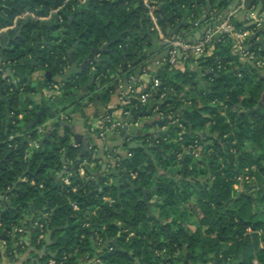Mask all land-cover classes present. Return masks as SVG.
I'll list each match as a JSON object with an SVG mask.
<instances>
[{"label":"trees","instance_id":"trees-1","mask_svg":"<svg viewBox=\"0 0 264 264\" xmlns=\"http://www.w3.org/2000/svg\"><path fill=\"white\" fill-rule=\"evenodd\" d=\"M235 1L209 0L210 11L219 8L221 18ZM150 4L158 6L154 14L164 32L181 23L184 15L196 19L207 14L206 0H0V28L26 11L45 16L58 9L48 21L53 24L49 32L46 22L23 20L20 36L12 48L4 51L5 61L20 80H0V195L12 189L17 177L24 174L26 180L18 183L11 194V207L3 214L6 204L0 203V243L1 235H5L0 259L25 251L29 244L22 236L29 234L30 246L43 250L35 255L42 264L50 259L60 264L83 260H90V264H207L215 263L214 254L219 264H230L234 259V264H264V66L242 63L232 53L230 42H217L211 55L199 59L206 87L198 88L196 72L181 71L168 62L154 72L152 78H159L161 85L142 109L155 103L158 113L174 114L179 110L181 115L168 120L167 129L157 134L134 132L130 139L122 134L129 159L108 151L115 158L113 166L125 170L136 187L132 188L124 177L120 189L117 187V176L110 172L112 163L106 168L100 165L92 141L70 144L68 123L63 125V134L60 124L54 125L50 132L53 144L40 142L43 134L36 130L37 125L55 118L60 111L69 114L72 108L81 110L85 100L107 104L114 91V70L121 71L125 63L132 68L135 57L144 59L143 49L151 41L146 33L152 26ZM234 23L239 28L244 26V21L238 19ZM247 28L258 31L252 26ZM111 39L115 42L107 50L96 52L99 62L89 59L94 47L101 48ZM37 40L41 42L35 48ZM77 41L72 58L80 64L88 60L86 68L78 73L68 71L61 80H31L35 70L52 67L54 75H64L69 66L68 53ZM253 48L264 57V44L256 42ZM36 54L35 66L26 63ZM91 75H95L93 86L78 98L79 82L86 83ZM51 83L60 85V94L36 105L35 110L43 106L45 112L36 125L28 128V118L36 116L35 110L27 112L25 104L30 101L23 98L43 92ZM163 87L167 94L161 99ZM6 98L11 113L8 126ZM187 121L194 131L208 129L211 134L203 138L189 135ZM13 129L25 134L10 141L18 143L16 148L7 142ZM36 139L39 146L25 161L24 152ZM132 140H140L150 148L129 147ZM195 141L202 149L194 160L191 151ZM84 159L92 165H85V175L81 176L78 168ZM64 166L72 172L71 185L61 179ZM233 174L248 175L255 183L250 187L245 184L246 192L236 197ZM73 186H77L76 191ZM139 186L156 187L147 194L151 214ZM73 201L78 209L72 206ZM195 211L201 213L200 218L187 221ZM35 221L43 227H35ZM188 224L195 225V229ZM20 225L27 232L12 231ZM248 226L262 232L245 234ZM130 233L133 235L128 238ZM40 234L44 236L39 238ZM118 234L115 245L113 239ZM255 258L259 263H254ZM96 259L100 262L95 263ZM24 264H31L30 258Z\"/></svg>","mask_w":264,"mask_h":264},{"label":"built area","instance_id":"built-area-1","mask_svg":"<svg viewBox=\"0 0 264 264\" xmlns=\"http://www.w3.org/2000/svg\"><path fill=\"white\" fill-rule=\"evenodd\" d=\"M86 0H80V2H85ZM249 0H236L230 8L224 13V16L221 18L218 17L219 8H214L208 14L203 15L201 18L192 19L189 18L188 27L180 28L178 31H174L175 25L173 27H169L170 32L165 33L160 25L158 24V18L154 14L155 9L158 7L156 4H150V12H151V19H152V26L151 30L156 33L158 38L164 43L168 52L166 61L173 65L176 69L182 71L181 67L179 66L184 60H188L189 57H193L194 61L200 65L199 59L201 57H206L211 55L215 48L217 42H230L231 51L234 55H236L239 60L244 64L253 65L254 67H263L264 66V57H261L255 48L251 46L248 39L250 36L254 34L252 30H250L249 26H252L253 29H259L260 27L264 26V9L262 8V0L253 1L250 6H248ZM58 12V9H52L48 15L45 16H37L30 11H26L23 14L17 15L13 22L9 25L0 28V36L5 34L8 31L15 30L18 28L19 23L21 20H26L29 17L38 20V21H50L53 18V15ZM239 13H243L244 26L237 27L234 23V19L237 18ZM186 17V18H187ZM61 20V19H60ZM178 25V24H177ZM205 26V30L202 33L201 37L196 41H190L188 39L189 34L191 32L199 30L200 28ZM181 55V57H179ZM220 63L218 67L220 68ZM133 79L134 76L131 75ZM5 79L11 83L19 82V78L15 77L13 74V69L10 68L9 62L5 61L0 56V80ZM133 85V84H132ZM129 87L127 90H123L120 92L119 102L114 108H108L106 110L101 111L98 114V133L97 137L102 141L107 140L108 134H114L122 137V134H125L130 139L134 131L129 130L131 127L132 129H137L141 122V118H132L134 112H137L142 109V107L146 106L150 99L157 93L159 90V86L161 85V80L157 77H153L152 80L146 85L143 89L137 90L134 86ZM13 88H10L12 90ZM163 90L160 93V98L166 97L167 88L163 87ZM46 93V98L53 100L55 99L61 92L60 85L51 83L49 88L44 90ZM158 113V112H157ZM161 117L168 116L172 118L174 114L172 113H163L159 112ZM20 119L24 117V113L19 114ZM58 121L68 122L69 123V115L65 111H60L57 113L55 117ZM127 118L129 120H127ZM13 123L18 125V123L14 120ZM46 124H39L35 128L38 132L43 133L44 130L47 129ZM182 126V124H180ZM54 128V126L50 127L49 131ZM164 129V125L162 127ZM182 133V132H181ZM25 135L18 130L13 129L12 133L8 136L7 142L9 146L16 148L18 146L17 142H10L15 138ZM29 136V133H28ZM77 146V144H72ZM198 142L195 141V147H197ZM39 146V140L32 141V151L35 147ZM92 148V146H89ZM97 151V146L94 148V155ZM32 153V152H31ZM29 148H27L24 152V160L27 161L31 155ZM191 154L194 156H200V153L193 149ZM181 154H179V158ZM112 163V164H111ZM110 169L113 167V163H115V158L111 162ZM110 164H107L109 166ZM85 165H92L88 162L87 159H84L79 165V172L81 176L85 175ZM109 169V170H110ZM72 172L69 170V167L64 166L63 171L61 172V179L67 184L71 185ZM131 176L135 177L136 173L132 172ZM234 179L239 181H251V178L248 175L242 176V174H235ZM22 180H26L25 177ZM253 186V185H252ZM73 191L77 190V186H73ZM258 189V188H257ZM9 195L2 194L0 195V203L3 199H8ZM108 201H112L109 198H105ZM72 206L75 209H78V205L75 201L72 202ZM47 214H44L46 216ZM85 225H89L86 223ZM35 227L42 228L43 223L39 221H35ZM12 231L25 233L27 232V228L24 226H17L13 227ZM260 229H253L251 226L246 228L245 234H252V233H261ZM133 233L128 235V238L132 236ZM44 235L40 234L39 238H42ZM102 242V239H99V243ZM96 262H100V259H96ZM257 260H254V263H257ZM47 264H60L55 259H50Z\"/></svg>","mask_w":264,"mask_h":264},{"label":"crops","instance_id":"crops-1","mask_svg":"<svg viewBox=\"0 0 264 264\" xmlns=\"http://www.w3.org/2000/svg\"><path fill=\"white\" fill-rule=\"evenodd\" d=\"M257 2H259V0H257ZM230 6H229V8H230ZM30 19H32V18H30ZM236 19H238L239 21H242L243 13H239ZM166 20H168V19L166 18ZM22 21L23 20H21L20 23ZM186 21H187L186 24H188L189 23L188 17L186 18ZM41 22L48 23V21H41ZM20 23H19V26L17 29L8 31L5 34L0 36V44L1 45L4 46L9 42L8 46L3 50V54L0 53V56L3 60L6 59V56L4 55V51L6 49L13 47V42H14L13 37L15 36V34L19 30H21ZM50 24H52V23H48L47 26ZM186 24L182 25V26H186ZM50 29L47 28L48 32ZM167 29H169V27ZM167 29H166V31H167ZM148 30L150 33H147ZM148 30H146V33L150 36L151 41H150V45H148L146 48L143 49V53L148 51L149 54L146 57H144V59L141 60L139 63H137L136 65H133L134 69L132 70V72H131V69L133 67L131 68V64H128V71L126 73L125 72L121 73V71H119L117 69L114 70V73H113V77H115L114 82H113L114 91H112V93H111V97H110L109 102H107V104L97 103V105H94V103H91L88 106L86 105L85 107H82L81 110H74L72 108V111H69V114H68L69 119H70L68 126L71 129L70 140L74 139L76 135H80L81 142L79 144H77V146L84 144V142H86V141H90V142L92 141L97 146V151L95 152V156H97V158L99 159V163L101 166H103V168H106L107 164L111 163L114 160V157L109 155L108 151H111V152L113 151L112 153H120L121 156H122V154L130 156V154L128 153V150L126 148H124V146L122 145L123 140H122L121 136L109 134V138L107 137V140L104 142H102L97 137L96 130L97 131L99 130L98 129V118H97L98 114L103 110H106L108 108H114L116 105H118L120 92L123 90H127L129 87H131L132 84H133L132 86H134L135 89H137V90L143 89L152 80V76H153L154 72L159 68V66L163 65L164 62H167L166 61L167 56L162 57V55L164 54V52L167 49L166 46L158 45V41H160V42H162V41L158 38L156 33L151 30V28ZM166 31H165V33H167ZM198 31L199 30L191 32V34L188 35V39L190 41H196L197 39H199L196 36ZM9 32H13V33L15 32V34L12 36L9 34ZM254 34H256V36H253ZM254 34L252 36H250V38L248 39L251 46H254L256 44V42H259L261 45H263L264 44V26L260 27L258 29V31L254 32ZM155 38H157L158 40L155 41ZM37 41H39V40H37ZM41 41H45V39L42 38ZM41 41H39V42H41ZM0 51H1V47H0ZM142 63H147V65L143 68L140 75H136L135 70L139 67V65H142ZM179 66L181 67L182 71L189 69L191 71L196 72L197 78H198L199 74L202 75L201 83H199V81L196 78V80L198 82V88L199 89L207 86V81L204 78V72L200 68V65L194 61L193 57H189L188 60H184L182 63L179 64ZM68 67H70V64ZM68 71L69 70H67V72L62 76L54 75V73H53V76L51 79L61 80V79L65 78V76L69 73ZM46 72H47V70H42V69L35 70L31 74V80H33L35 82L41 81L44 77H46ZM131 75L134 76L133 79L131 78ZM125 76L129 77V83L127 85L125 84V82L123 80ZM79 91H80V89H79ZM45 98H46L45 91H43V92L39 91L35 94H29V95L25 96L23 98V101H26V99L30 101L29 103L25 104L27 112H33V110H35L36 105L40 104L42 102V100ZM199 103H201V102H199ZM40 109H36L34 111L36 118H37L36 113ZM157 112H158V107L156 105L153 109V113H157ZM177 115L180 116L181 113H179ZM34 120L35 119H33L32 117H29L26 126L29 128V125ZM127 120H129V119L127 118ZM56 123H59L60 126H61V124L62 125L64 124V122H62L61 120L58 121L56 118H49L43 124H46L47 125L46 127H48V126H54ZM163 125H164V129L162 128ZM150 126H151V128H150ZM148 127L149 128L147 130H146V127H144L142 132L147 133V134H149V133L150 134H157L158 132H161V131H164L167 129V125H165V123L164 124H160V123L150 124V125H148ZM129 130H133L134 132H136V129H132L131 127L129 128ZM201 132L206 133V135H204V136L199 135L202 138L211 134L208 131V129L201 131ZM144 135H146V134H144ZM132 141L142 142L140 140H132ZM251 178L252 177H250V179ZM251 180H253V179H251ZM235 181L236 182L234 184V187H235V191L238 192L237 195L240 192H246V188H245L243 181H239L237 179H235ZM236 192H234V194H236ZM153 200L154 199H152V201ZM195 214H193V216ZM195 216H197V214ZM200 216H198V218H200ZM188 225H189L188 227H190L191 229H195V225H193V224H188ZM22 239L26 242L27 245L29 244L28 248L24 247L25 251H22L19 254H16L12 258H10L6 255H2V257L0 259V264H24L28 258H30L31 264H42L38 261V258L35 257V255L42 254L43 250L42 249L39 250L37 248H34L33 246H30L31 242L29 240V234H24L22 236ZM2 244L3 243L1 240L0 246H1L2 252H4L5 247ZM259 246L260 247L263 246V241L259 242ZM214 257H215V254H214ZM235 258H237V257L235 256ZM185 259H186V257L184 258V260ZM234 260H236V259H234ZM234 260H232V262H231L232 264L235 263ZM254 260H257L258 261L257 263H259L258 258H255ZM209 262H211V261H208L207 264H210ZM90 263H91L90 260H83V261H80L78 264H90ZM212 264H216V263L212 262Z\"/></svg>","mask_w":264,"mask_h":264},{"label":"water","instance_id":"water-1","mask_svg":"<svg viewBox=\"0 0 264 264\" xmlns=\"http://www.w3.org/2000/svg\"><path fill=\"white\" fill-rule=\"evenodd\" d=\"M206 1H207V14H208V13L210 12V10H211V4H210L209 0H206ZM253 1H254V0H249V2H248V6H250L251 3H252ZM72 18H73V17H71V19H70V21H69V25L71 24V20H72ZM186 22H187V21H186V16L184 15V16H183V20H182V22L179 23V24L175 27L174 31H178V30L181 28L182 25H185V24H186ZM51 27H53V24H50V25L47 26L48 29H50ZM204 30H205V26L199 29V31H198V33L196 34V36H197L198 38H200L201 35H202V33L204 32ZM262 30H263V29H262ZM166 32L169 33V32H170V29H167ZM147 33H150L149 30L147 31ZM20 34H21V30H19V31L15 34V36L13 37V40L15 41L16 38L20 36ZM253 36H256V34H254ZM251 38H252V37H251ZM157 40H158V39L155 38V41H157ZM114 42H115V39H111V40L108 41V43H106L105 45H103L101 48H100V47H94V48L91 50V53L89 54V59L92 60V61H97V62H99V60H98L97 57H96V52H98V51H100V50H102V51L107 50V48L109 47V45H111V44L114 43ZM39 43H40V42L37 41V43H36V45H35L34 47L36 48V47L39 45ZM8 44H9V42H8L6 45H4V46L0 44V47H1V51H0V53H1V54H3V50L8 46ZM158 45H163V46H165L164 43H163V42H160V41H158ZM77 46H78V41L73 45L72 49H71V50L69 51V53H68L70 67H66V68L64 69L65 71L69 70L71 73H78V72H80L82 69L86 68V66H87L86 64L89 62L88 60H86L85 62H83L82 64H80L79 62H75V61L73 60V58H72V54H73V52H74V50H75V48H76ZM167 52H168V50L166 49V51L164 52V54L162 55V57H166V56H167ZM148 54H149L148 51L145 52V53H143V57H146ZM179 57H181V55H179ZM37 59H38V54H36V55L33 57V59H32L31 61H28V60H27L26 63H29V64L35 66L36 63H37ZM140 61H141V58H140V57H135V60H134L133 64H137V63H139ZM166 63H167V62H164L163 65H165ZM146 65H147V63H142V65H139V67L135 70V74H136V75H140V74H141V71L143 70V68H144ZM127 68H128V65L125 63V64L123 65V68L121 69V72L128 71ZM53 73H54V67H52L50 70H47V72H46V77H47L48 79H51L52 76H53ZM112 76H113V75H112ZM201 78H202V75L199 74V75H198V78H197V80L199 81V83H201ZM123 80H124V82H125L126 85L129 83V77L125 76ZM94 82H95V75H91L90 80H89L87 83H84V84H83V83L80 81V82H79L80 91H79V90L76 91V92H77V96H78V98H82V97H84V94L89 90V88H91V87L93 86ZM1 99H2V97L0 96V100H1ZM4 101H5L6 105H7V108H6V115H7L6 126H8V124H9V122H10V119H11V113H10V101H9L8 98L4 99ZM263 102H264V94H263V97H262V99H261V103H263ZM83 103H84V105H87V106L90 104L87 100H85ZM97 103H98V100H96V101L94 102V105H97ZM155 106H156L155 103H151V104L149 105L148 108H144V109H142V110H139V111H137V112H134L133 115H132V117H130V119H132V118H138V117L141 118V122H140V124H139V127L136 129V132H137L138 134H142V135L147 134V133H143V132H142L143 128L146 127L147 125H150V124H156V123L164 124V123H166L168 120L171 119V118H169L168 116L161 117L160 114H158V113H153V109H154ZM44 112H45V107H42V108L36 113V114H37V118H36L34 121H32V123L29 125V128H30L31 126L36 125L37 122L40 121L41 116H42V114H43ZM179 113H181V111L177 110V111L174 113L172 119H174V118L176 117V115L179 114ZM67 123H68V122H64L63 125H67ZM187 123H188V133H189V135H191V134H193V133H195V134H197V135H200V136H204V135H206V133H204V132L194 131L193 128H192L191 123H189L188 121H187ZM63 125L61 124V127H60V128H61V129H60L61 134H63ZM50 127H52V126H48L47 129L43 131V133H42L43 136H42L41 139H40L41 144H44L46 141H48V142H50V143H52V144L54 143V140H53V138H52L51 135H50V131H49ZM80 142H81V140H80V135H76L74 139H71V140H70V144H79ZM84 144H87V141L84 142ZM129 147H141V148H145V149H149V148H150L149 145H145L144 143H142V142H137V141H132V142H130ZM122 157H123V159H129V158H130L129 155H125V154H122ZM64 160H65V156L63 155V156H62V161H64ZM30 165H31V164H30ZM110 172L117 176V180H116V182H117V187H118L119 189H120V186H121V182H120V181H121V177H122V176L125 177L126 181L130 184V186H131L132 188L136 187V184H135L131 179H129L128 174H127V172H126L125 170H123V169H117L116 167L113 166V167L111 168ZM23 177H24V174H23L22 176H20V177H17V178H18V181L14 184V186L12 187V189L9 190V191L7 192V195H9V198H8V199H3V200L1 201V205H2V206H4V205L6 204V207L3 209L2 214H3L4 212H6V211L8 210L9 207H11V202H12V200H13V196H12L11 194L16 190L18 183H19L20 181H22V178H23ZM139 188H141L142 191H143V197H142V200L145 201V202L147 203V205H148V209H149V213L151 214V211H152V210H151L150 202L147 201V194H148V192H150L151 190L155 189L156 187H154V188H144V187H142V186H139ZM118 194H119V192H118ZM239 196H240V193H239L236 197H239ZM31 207H32V209H33V204H31ZM15 209H16V208H14V210H15ZM119 228H121V225L119 226ZM8 229H10V227H9ZM4 236H5V235H1V240L4 238ZM118 238H119V234L117 235V237H115V238L113 239V243H114L115 245H117ZM109 242H110V241H107L106 244L109 243ZM185 260H186V259H185ZM215 263H216V264H219V263H220L219 260H218V256H217V254H215Z\"/></svg>","mask_w":264,"mask_h":264},{"label":"rangeland","instance_id":"rangeland-1","mask_svg":"<svg viewBox=\"0 0 264 264\" xmlns=\"http://www.w3.org/2000/svg\"><path fill=\"white\" fill-rule=\"evenodd\" d=\"M264 69V68H263ZM263 72H264V70H263ZM70 111V110H69ZM72 111V110H71ZM68 113V112H67ZM149 127H146V130L148 129ZM150 128H151V126H150ZM107 137L109 138V134L107 135ZM193 149H196L199 153L201 152V149H202V145L201 144H198L197 145V147H195V144L193 145V147H192V150ZM29 151H30V153L32 152V150L29 148ZM193 156V159L195 160V159H197V158H199V156H194V155H192ZM234 175L235 174H233L232 175V178H234ZM242 176H244L243 174H242ZM243 183H244V185L245 184H249V187L250 186H252L254 183H255V180H251V181H247L246 179L243 181ZM255 190H257V188H254ZM196 212V211H195ZM197 214V216H195ZM196 214L193 216V215H189V220L187 219V221H189V222H195L196 220H197V218H198V216H200L201 215V213L199 212V211H197L196 212ZM259 234V233H258ZM210 264H212V261L211 262H209ZM179 264V263H178Z\"/></svg>","mask_w":264,"mask_h":264},{"label":"flooded vegetation","instance_id":"flooded-vegetation-1","mask_svg":"<svg viewBox=\"0 0 264 264\" xmlns=\"http://www.w3.org/2000/svg\"><path fill=\"white\" fill-rule=\"evenodd\" d=\"M230 264H232V263H230ZM234 264V263H233Z\"/></svg>","mask_w":264,"mask_h":264}]
</instances>
